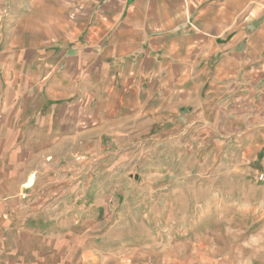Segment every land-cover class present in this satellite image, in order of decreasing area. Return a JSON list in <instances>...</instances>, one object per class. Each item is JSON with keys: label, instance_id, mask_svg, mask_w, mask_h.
Wrapping results in <instances>:
<instances>
[{"label": "crops", "instance_id": "crops-1", "mask_svg": "<svg viewBox=\"0 0 264 264\" xmlns=\"http://www.w3.org/2000/svg\"><path fill=\"white\" fill-rule=\"evenodd\" d=\"M152 129L264 186V0H0V264H89L68 177Z\"/></svg>", "mask_w": 264, "mask_h": 264}, {"label": "rangeland", "instance_id": "rangeland-1", "mask_svg": "<svg viewBox=\"0 0 264 264\" xmlns=\"http://www.w3.org/2000/svg\"><path fill=\"white\" fill-rule=\"evenodd\" d=\"M152 135L105 145L68 177L78 223L55 227L84 232L70 255L83 244L89 264H264V186L239 160L158 146Z\"/></svg>", "mask_w": 264, "mask_h": 264}]
</instances>
